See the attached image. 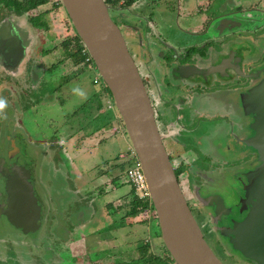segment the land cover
<instances>
[{
  "label": "flooded vegetation",
  "instance_id": "1",
  "mask_svg": "<svg viewBox=\"0 0 264 264\" xmlns=\"http://www.w3.org/2000/svg\"><path fill=\"white\" fill-rule=\"evenodd\" d=\"M105 1L144 81L181 189L193 214H203L193 190L207 183L206 171L234 168L264 145V0ZM80 44L61 0H0V264H170L166 248L160 254L147 243L145 252V244L128 242L141 233V214L156 216L151 200L127 181L133 148L102 157L99 142L101 153L87 164L66 151L61 123L47 121L49 138L38 124L64 83L91 70ZM54 69L60 74L47 88ZM123 126L108 136L124 134ZM27 149L29 164L21 158ZM57 149L60 168L84 199L73 212L43 179L39 156L52 159ZM14 168L19 182L10 192L5 174ZM122 186L127 195L118 193ZM197 221L206 239L215 233L210 215ZM128 245L137 250L123 251Z\"/></svg>",
  "mask_w": 264,
  "mask_h": 264
},
{
  "label": "water",
  "instance_id": "2",
  "mask_svg": "<svg viewBox=\"0 0 264 264\" xmlns=\"http://www.w3.org/2000/svg\"><path fill=\"white\" fill-rule=\"evenodd\" d=\"M61 1L99 80L109 89L141 163L169 255L176 264H225L205 238L181 189L144 81L108 4L105 0ZM256 149L253 158L234 168L207 173V183L193 190L202 215H210L224 252L239 264H264V145ZM5 175L12 192L19 182L18 169Z\"/></svg>",
  "mask_w": 264,
  "mask_h": 264
},
{
  "label": "crops",
  "instance_id": "3",
  "mask_svg": "<svg viewBox=\"0 0 264 264\" xmlns=\"http://www.w3.org/2000/svg\"><path fill=\"white\" fill-rule=\"evenodd\" d=\"M91 71L94 73V68L91 69ZM93 77L92 85L95 90H93L91 94H87V99H84L83 103L80 105L78 109L79 112L75 114L76 120L74 121H76V124H73L74 121H66V125L64 124V131L62 132L64 135L65 146L68 147V150L66 149V151L70 150L72 152V158H75L80 162L84 160L87 164H89L91 160L95 162L99 156L98 154L101 153L102 148L99 146V142L104 144V154H100L102 157L103 155L109 158L114 157L120 150H122V148H126L127 150L128 147H132L124 126V134L108 136L116 126L120 125L121 118L115 106L112 104L110 105V92L99 80L97 74L94 73ZM100 83L102 84L101 88L96 89L95 85ZM68 125L72 128L69 129ZM86 150L90 152L89 155L87 153L82 154V152ZM91 168H94V166ZM94 175H96V173H94ZM94 180L96 181V179ZM97 186H100V184ZM118 193L127 195L129 189L126 186H122L118 190ZM140 216L142 217H139L138 219L142 221L141 231H143L144 236L146 237V239L143 240L145 244V252L147 251V243H151L150 249H156L161 254L165 249V246L161 234L158 233L160 227L157 216H155V220L150 219L149 214L146 212ZM133 222H135V220L131 219L129 224V226H131L130 228H132V233L134 232L135 227ZM150 228L154 235L148 237ZM158 234H160V236ZM141 236V233H133L129 235V239L132 237L133 242H136L135 240ZM132 240L129 244L137 247V243H132Z\"/></svg>",
  "mask_w": 264,
  "mask_h": 264
},
{
  "label": "rangeland",
  "instance_id": "4",
  "mask_svg": "<svg viewBox=\"0 0 264 264\" xmlns=\"http://www.w3.org/2000/svg\"><path fill=\"white\" fill-rule=\"evenodd\" d=\"M59 69H54V71L48 72L50 74V76L47 78V88H51L52 87V82L55 81L56 77L59 76ZM95 74L96 71H94ZM94 73L89 69V70H85L83 72H81L78 77L75 80H71L69 82H65L64 83V90L62 93L59 94V99L58 101H53L52 105L50 104V107L46 108L44 107L43 109V117L42 115L38 116V124L41 125V128L43 129V134L45 133L44 137H48L50 136L52 129L51 126L47 123V121L49 119H53L59 123L62 124V128L61 130L64 131V124L66 125V119H70L72 120L71 122H73L74 120H76L74 117H76V115H74V112H77V110L79 109L80 105L83 103L84 99L86 98V95L91 94V92L94 89V86L92 85V80H93V76ZM102 84H98L95 85L96 89L101 88ZM53 100V99H52ZM56 103V104H55ZM32 115H28L25 117V126L28 130H31L34 126V122L32 120ZM73 123L76 124V121H74ZM60 124V125H61ZM16 129V127H15ZM23 131V130H22ZM26 137V136H25ZM44 139V138H42ZM32 144V143H31ZM226 144V143H225ZM231 144H233V142H231ZM224 145V144H223ZM32 151V148H30ZM59 149H57L54 153V155L52 156V159L48 158V155L45 154H41L39 156V159L41 161L42 164V174H43V179L44 181L47 183L48 186V190L50 192L54 193V196H58L59 199L63 202V204L71 210L72 208V212L76 209H78L79 207L82 208V204L84 202V199H82L80 197V195L74 193L75 190L73 187V183L70 180V176H69V172L65 169V168H60L61 166V154L60 152H58ZM122 150L125 151V148H122ZM29 150L27 149V153L24 152L23 150V155H22V159L23 162H25L26 164H29V161L31 163V158L32 155L31 153L28 152ZM229 152V154H233V157H237L238 155H234V152L232 151H227ZM125 154V152H123V155ZM64 161V159H63ZM65 162V161H64ZM68 166H69V162H65ZM231 169V168H228ZM208 173V175L212 174V171L208 170L206 171ZM228 180H231V176H228ZM226 181V180H225ZM70 191V193H69ZM190 193V192H189ZM59 200V201H60ZM69 203L71 204L69 207ZM195 217L201 221V219H204L205 217L199 213L196 214V212L194 213ZM70 223H72V219H70ZM158 233L161 234V231L158 229ZM128 234V233H127ZM142 236L140 237L138 242H133L132 237L129 239L128 237V242H130L132 240V243H137V245L140 246L144 244V239H146V237L144 236L143 231H141ZM160 234H158L160 236ZM128 236V235H127ZM207 236V240L210 243L211 247L213 248V250L217 253V255L221 258L224 259V261L226 262V264H239L237 260H235L233 258V256L227 255L224 250L217 244L216 241L213 240L216 238L215 233H211V234H206ZM130 247L129 249H122L123 251H128L130 253H132L133 251H136L137 249L134 248L132 249L131 246H127ZM133 250V251H131ZM100 251V250H99ZM101 253V252H100ZM103 253V252H102ZM129 253V254H130ZM150 255V254H148ZM128 261H130V257L127 258Z\"/></svg>",
  "mask_w": 264,
  "mask_h": 264
},
{
  "label": "built area",
  "instance_id": "5",
  "mask_svg": "<svg viewBox=\"0 0 264 264\" xmlns=\"http://www.w3.org/2000/svg\"><path fill=\"white\" fill-rule=\"evenodd\" d=\"M80 52L83 54V63H86L89 68L93 69L94 68L93 59L82 41L80 44ZM133 152L135 153L134 150ZM126 175H127V181L134 185L137 194L143 199L146 200L150 199V193L147 186L146 176L142 170L141 163L138 157L135 163L128 169ZM170 264H176V263L170 262Z\"/></svg>",
  "mask_w": 264,
  "mask_h": 264
},
{
  "label": "trees",
  "instance_id": "6",
  "mask_svg": "<svg viewBox=\"0 0 264 264\" xmlns=\"http://www.w3.org/2000/svg\"><path fill=\"white\" fill-rule=\"evenodd\" d=\"M107 88V87H106ZM107 90L109 91V89L107 88ZM122 121V120H121ZM123 123V122H122ZM167 251V250H166ZM168 252V251H167Z\"/></svg>",
  "mask_w": 264,
  "mask_h": 264
}]
</instances>
